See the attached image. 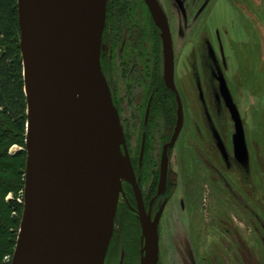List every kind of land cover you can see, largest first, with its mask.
Listing matches in <instances>:
<instances>
[{"label": "rangeland", "instance_id": "374dc122", "mask_svg": "<svg viewBox=\"0 0 264 264\" xmlns=\"http://www.w3.org/2000/svg\"><path fill=\"white\" fill-rule=\"evenodd\" d=\"M161 1L172 31L174 82L182 102L183 126L168 149V200L158 226L157 264H264V226L258 222V214L264 221V0H201L196 6L199 10L203 6L199 19L190 18L184 25L176 9L169 11L173 0ZM193 2L189 0V6ZM130 6L137 24L147 25L140 2L132 0ZM130 57L150 68L146 56ZM111 76L131 165L143 176L150 197L157 187L161 146L172 133L175 113L169 121L166 114L151 109L145 119L148 81L142 78L136 86L115 70ZM232 109L244 135V161L234 152ZM11 130L16 131L12 126ZM20 149L13 144L7 151L11 155ZM15 160L8 162L11 169L3 174L10 182L16 180ZM125 182L113 222V254H117V240L119 245L120 240L125 244L132 239L119 203L125 194L129 198ZM6 193L5 203L14 195ZM3 199L0 209L5 208ZM138 235L142 238V232ZM14 248L6 249L2 263L10 264L6 258L12 257ZM128 250L131 247L125 251L129 254L133 249ZM132 254L124 255L122 264H129Z\"/></svg>", "mask_w": 264, "mask_h": 264}, {"label": "water", "instance_id": "95a60500", "mask_svg": "<svg viewBox=\"0 0 264 264\" xmlns=\"http://www.w3.org/2000/svg\"><path fill=\"white\" fill-rule=\"evenodd\" d=\"M143 1L159 30L162 80L176 102L175 126L161 151L158 192H162L168 149L183 126V107L174 82L167 15L157 0ZM106 5L107 0H17L26 158L23 208L10 264H104L122 178L132 185L139 206L143 240L139 264L158 261L157 224L163 206L153 220L143 209L101 68ZM148 110L149 105L145 119ZM231 112L234 152L244 161L247 150L240 119L234 109ZM143 147L144 134L141 155Z\"/></svg>", "mask_w": 264, "mask_h": 264}, {"label": "trees", "instance_id": "16d2710c", "mask_svg": "<svg viewBox=\"0 0 264 264\" xmlns=\"http://www.w3.org/2000/svg\"><path fill=\"white\" fill-rule=\"evenodd\" d=\"M193 1L192 6H189V0H173L174 7L172 3L169 2V11H174V9H176L181 17L183 25L190 21V18L191 21L199 19L198 14L203 10V6H201V10H199L200 6L196 9V6L200 4L198 2L201 0ZM203 2L206 1L203 0ZM127 5L128 2L126 3V0H114L111 8L112 15L116 17V14L120 12L122 17L124 15L126 16L124 23L126 22L128 24L127 27L129 26V30L134 40L137 42V54L141 56L149 55L151 64L150 68L149 66L147 67L146 64L144 67H140V63L137 64L138 62L135 59L128 57L127 59L130 61L128 67L134 64L135 68L132 70L133 76H131V78L126 77V75H124L123 78L130 80V82L133 81V84L135 83L136 86H139L142 78L147 80L148 94L153 93L151 109H154V112H163L170 121L174 117L176 111V102L174 93L165 87L162 80L159 37L156 30L152 28L153 33H151L150 36L152 39V46H150L151 48L145 53V46L143 43L145 41L143 40L147 38L148 30L146 28H137L131 24L130 14L127 12ZM122 17H120V15L118 17V31L125 25H121L120 23ZM105 30L106 27L104 28L103 34ZM128 67L126 66L125 70H127ZM129 86H131L129 88V95L131 96L132 84L129 83ZM25 123L26 96L23 87L22 59L19 48L17 0H0V144L3 145V149L0 150V199H3L7 194L6 191L14 193L13 197L9 198L6 203L3 199L5 208L0 209V264H5L2 263L1 260L6 249L10 246L13 248L15 245L16 232L22 214V189L26 158ZM11 126L15 128V132L11 130ZM13 144L18 145L21 149L9 155L7 150L9 146ZM12 158L14 160L16 159L15 163H12V173L16 180L10 182L3 177V174L11 169V167H8V162L10 164L13 160ZM246 184L248 183L246 182ZM18 191L21 193L18 194ZM258 217L261 218H258V222L264 226V221L262 222L263 217L260 214H258Z\"/></svg>", "mask_w": 264, "mask_h": 264}, {"label": "flooded vegetation", "instance_id": "af4514ba", "mask_svg": "<svg viewBox=\"0 0 264 264\" xmlns=\"http://www.w3.org/2000/svg\"><path fill=\"white\" fill-rule=\"evenodd\" d=\"M131 1L132 0H130L128 2V0H126V3L128 2V5H127L128 11L127 12L130 14L131 24L133 26H136L137 28H141V29L146 28L148 30V35L146 36L147 38H145L143 40V41H145V42H143L144 46H146V45L148 46V47H145V50H144L146 53L148 51V49L151 48L150 46H152V41L149 42V38L151 36V33H153L152 28H154L156 30L158 37H159V30L154 25V23L151 19L150 13L147 9V6L143 0H135V1L140 2L141 6L143 7V10H145L147 25H145L146 23L137 24V22H138V21H136L137 14L133 13L134 10H132V8L130 6ZM157 1L159 2V4L161 5V7L163 8L164 12L167 15L166 7H165V5H163L164 2L162 3L161 0H157ZM113 2H114V0H107V11H106V20H105L106 30H105V32L103 34V38H102L103 49H102L101 55H100V62H101L102 72L106 78L107 83L110 86L113 103L117 107L118 101H117L115 93H114L113 84H112L113 83V77L111 76V74L115 70V72L117 71V73L120 74L121 78H123L124 75H126V77H128V78H131V76H133L132 70L135 67H134V64H131L130 65L131 67H128V63L130 61L127 58L130 57L131 55H135V53L137 54L138 50H136L137 42L134 40V38L131 34V31L129 30V26L127 27L128 24L126 22L124 23L126 16L123 14L124 15L123 16L124 19H123L120 12H118L116 14V17H113L112 10H111V8L113 6ZM119 15H120V17H122V19H120L121 25H124V24L125 25L121 28V30L118 31L117 28L119 27V24H118L119 23L118 22ZM167 18H168V15H167ZM169 27H170V25H169ZM170 32H172L171 28H170ZM171 37H172V35H171ZM159 40H160V37H159ZM160 48H161V41H160ZM145 56L150 61L149 55H145ZM139 63H137V64H139ZM140 64H142V63H140ZM150 64H151V62H150ZM126 66L128 67L127 70H125ZM140 67H144V66L140 65ZM119 68H120V71H119ZM148 95L149 96H148V101L146 102V109H147V106L149 105V110H148V113H149L151 110V101L153 99V93H150ZM174 99H175V95H174ZM175 110H176V108H175ZM145 114H146V112H145ZM175 115H176V111H175ZM175 121H176V116H175ZM174 126H175V122H174ZM174 126H173V128H174ZM171 134L169 136V139L171 137ZM169 139H168V141H169ZM166 142H164V143H166ZM163 144H162V146H163ZM162 146H161V151H162ZM160 160H161V152H160V156H159L157 187H156V190L152 192L150 197H148V195L144 191V186H143L144 178H143V176L141 175V173L137 169H135V172H134L135 178H136L137 184L139 186V190H140L141 204L143 206L145 213L151 217V220H153L155 218V216L159 212L161 206H163L162 212L160 214L158 224H157V232H158V226H159V222L161 219V215L163 213V209H164V207L167 203V200H168V196L166 195L165 192H166L167 187H168V177H169V151H168V166H167V174H166V184H165V187L162 190V192H158V183H159V174H160ZM125 185L129 186V189H130V191L128 192L129 198L125 194L124 200L121 199L123 201L122 202L119 201V203L123 204L122 206L124 207V211L128 217L127 222L129 221L128 222L129 226L127 225V227L129 229V232L131 233L132 239L129 242H126L125 244H123V242L121 243V240H120L119 245H118V240H117V243L115 246L116 250H117V254L115 252L113 254L112 253V249L114 247V246H112V241H113L112 238L114 235V231H113V234H112V237H111V240L109 242V246L107 248V252L105 255L104 264H122V262H124V255L127 254L126 258H128L129 254H131V253H133L132 254L133 256L131 255L133 258L132 259L130 258L129 264H139V262H140L141 249L143 248V240L140 237V235L135 237V234H137L138 232L141 233L139 206H138V202L136 200L135 194L133 192L132 185L129 182H125ZM115 220H117L116 214H115ZM134 238H136L135 242H133ZM138 243H140V247L137 248ZM129 247H131V250L132 249L133 250L132 251L128 250V252L131 251V253L128 254L125 251H127V248H129ZM134 254H137L136 258H134ZM126 264H128V262Z\"/></svg>", "mask_w": 264, "mask_h": 264}, {"label": "bare ground", "instance_id": "6f19581e", "mask_svg": "<svg viewBox=\"0 0 264 264\" xmlns=\"http://www.w3.org/2000/svg\"><path fill=\"white\" fill-rule=\"evenodd\" d=\"M121 180L123 181V178ZM120 192H122V189H121V191H119V194L118 195H120ZM118 199H119V196H118ZM116 210H117V208H116ZM114 219H115V217H114ZM11 260H12V258H11ZM10 263H11V261H10Z\"/></svg>", "mask_w": 264, "mask_h": 264}, {"label": "built area", "instance_id": "2783aa9c", "mask_svg": "<svg viewBox=\"0 0 264 264\" xmlns=\"http://www.w3.org/2000/svg\"><path fill=\"white\" fill-rule=\"evenodd\" d=\"M11 258L12 257L9 255V256H7L6 260L10 262L11 261Z\"/></svg>", "mask_w": 264, "mask_h": 264}]
</instances>
